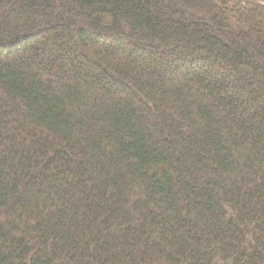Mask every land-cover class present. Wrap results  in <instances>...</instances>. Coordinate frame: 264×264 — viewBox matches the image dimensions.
Listing matches in <instances>:
<instances>
[{
  "label": "trees",
  "instance_id": "trees-1",
  "mask_svg": "<svg viewBox=\"0 0 264 264\" xmlns=\"http://www.w3.org/2000/svg\"><path fill=\"white\" fill-rule=\"evenodd\" d=\"M0 264H264V0H0Z\"/></svg>",
  "mask_w": 264,
  "mask_h": 264
}]
</instances>
